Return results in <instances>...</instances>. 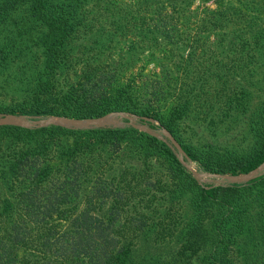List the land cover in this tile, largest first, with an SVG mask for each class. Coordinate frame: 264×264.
I'll return each mask as SVG.
<instances>
[{"label":"trees","instance_id":"obj_1","mask_svg":"<svg viewBox=\"0 0 264 264\" xmlns=\"http://www.w3.org/2000/svg\"><path fill=\"white\" fill-rule=\"evenodd\" d=\"M241 2V18L230 13L216 26L230 23L218 40L232 62L215 61L212 79L196 73L184 83L185 94L162 111L142 99L150 89L162 92V71L120 87L115 77L122 63L103 56L122 38L132 49L149 46L155 58L171 44L194 50L189 0H0V73L15 66L20 78V95L0 114L90 119L128 112L156 120L202 171L247 174L264 164V0ZM198 52L191 62L217 58ZM219 113L242 121L237 145L228 139L223 146L193 145L177 136L191 120L196 132H208L200 137L214 136ZM150 158L167 166L153 168L154 179L146 175ZM166 171L173 183L163 190ZM261 261L264 174L248 185L205 188L186 174L173 149L131 128L0 126V264Z\"/></svg>","mask_w":264,"mask_h":264},{"label":"rangeland","instance_id":"obj_2","mask_svg":"<svg viewBox=\"0 0 264 264\" xmlns=\"http://www.w3.org/2000/svg\"><path fill=\"white\" fill-rule=\"evenodd\" d=\"M126 1H130V0H126ZM189 1L191 2L190 21L193 25L191 30L193 33H196V38H197V42L195 44L196 47L194 48V50L193 48L186 47L187 45L184 46V48L182 47L177 48V46L171 44L169 45V49L166 50L167 55L163 56V54H157L158 56L155 58L154 56H151V51L153 49H150L149 46L144 47L143 49H132L131 46H129L130 39L122 38L120 41H117L111 46L109 50L110 57L103 56V59L105 60L110 58L111 60H114L115 63L118 64L122 63L118 75L117 77H115L117 78V82L118 85H120V87H126L127 85H133V84L136 85L141 83L142 81L147 79L146 76L148 74L153 73V69L154 70L157 69L158 71L157 75L160 73V71H162L161 78L159 79V80H161L162 78L164 79V84H163L164 87L162 89V92H158V90L150 89L148 90L147 94H143L142 96L145 105L151 107V109L164 111L165 109L169 108L175 97L179 96L178 94L180 93L185 94V92L183 91L187 89L184 87V83L192 81V78L196 75V73L197 75L199 74L200 77L205 75L206 78L212 79V77L217 74V72L215 71V67H216L215 61H220V62L225 61V63L232 62L230 61V58L226 57L227 50H225V44L223 45L219 44L220 41L218 40V36L223 39V33H226L228 31L230 23L224 22L218 28L216 26L224 20L225 15H228L230 13L237 14V17L241 18L240 13L244 11L242 9L244 7V4L241 2V0H189ZM240 4H242L241 8H240ZM239 11L240 13H238ZM209 22L213 23V25L208 26ZM236 22H239V19H237ZM206 25L207 27H204ZM218 30L220 31V33L214 34L215 31ZM79 43L80 41L76 42L75 46H73L75 50L79 49L80 47ZM221 43L224 42L222 41ZM202 44H204V47L200 49ZM214 44H219V45H217L216 48ZM85 46L90 47L93 46V44L85 43ZM198 50H201L200 53H206L209 55H213L215 53L217 55V58H215V60L209 58L205 62H204L205 59L202 58L200 60L201 63L197 64L196 62L192 61L194 64L192 65L190 59L191 60L193 59L192 56L195 54V52L199 53ZM155 65H158V67H156ZM187 71L189 72L187 73ZM197 71L203 74H200ZM18 81H20L19 72L15 66H12L9 70L5 71L2 74L0 73V106H6L12 104L16 100V97L20 95L16 87V83ZM186 96L189 99L193 98L188 95ZM191 108H193V106H191ZM223 110L224 108L218 111L222 112ZM121 114L131 116L132 123L141 127V129L131 127L129 121L121 117L122 116ZM0 115H13V114H0ZM107 115H113L112 121L114 122H111L107 126L103 127L104 129L128 130L131 128L140 133H145L151 137H154L157 140L168 145L169 148L173 149L175 152V156L178 162L180 163L179 158L177 156V151L172 147L170 142L167 139H165L163 135L160 133L161 129L163 130L166 129L160 126V124L156 120L151 119L154 121V123L151 124L156 126V129H153L148 126L147 122L143 121L142 119H140L139 116L132 113L110 112L103 116H107ZM17 116H23L27 121H42L45 119L56 118V117L65 118L58 116H34V115H17ZM66 119H74V118H66ZM90 119H94V118H90ZM78 120H85V119H78ZM194 123L196 122L192 120L191 122L185 124L181 123L179 125V130L177 133V136H181L183 139H187L188 143L193 145H199L202 144L204 141H206L207 143H210L212 145L223 146L227 139L231 145H237L239 143V140H241L242 135L245 133V128H242V121H239V119L233 117L225 118L222 113H219L218 118L216 119L215 122V124H217V127H219L218 129H220V132L214 133V136L210 134L209 136L205 137L201 134L200 137L199 135L200 132H204L205 134L208 132L202 129L196 132V129H198V127L197 125L194 127ZM188 125L191 128H194L195 130L189 131L188 129L190 127H188ZM2 126H11V125H2ZM49 127H55V126H49ZM49 127H43L38 129L34 128V129L39 130ZM103 128H99V129H103ZM146 128L151 129L154 135L149 134L146 131ZM64 129L76 130V131L99 130V129L77 130L71 128H64ZM221 130L223 131L230 130L231 132L225 133ZM171 137L174 139L172 135ZM175 142L178 144L176 140ZM124 148H125V144L121 147L119 151H117V154L124 152ZM183 161L187 163L185 159H183ZM145 163H146L145 167H147L146 169L150 170L149 172L146 173V175H149L150 179H154V177L158 175L157 173L154 172L153 168L164 170L167 167L165 166L166 164L163 165V162L159 161L157 158L154 159L150 158V160ZM180 164L184 168L186 174L193 177V179L201 187H205V188L211 186L229 187L233 185H248L249 183L247 182L240 184H231L225 182L219 177H217L221 175L206 173L202 171V169L198 166V164L195 161L189 159V162L187 164L190 165L193 171H195L197 174L200 175L199 178H196L191 170L187 169V167L184 166L182 163ZM165 173L167 177L164 179L162 177L163 181L159 183V185L163 187L162 188L163 190H166V187H172L171 185L173 183L172 172H169L168 174L166 171ZM206 175H213L214 177H210ZM166 183H169V186L166 185ZM162 194H164V192H162ZM258 264H264V261H261Z\"/></svg>","mask_w":264,"mask_h":264},{"label":"water","instance_id":"obj_3","mask_svg":"<svg viewBox=\"0 0 264 264\" xmlns=\"http://www.w3.org/2000/svg\"><path fill=\"white\" fill-rule=\"evenodd\" d=\"M123 118L127 119L129 121V124L133 128H139L141 127L135 125L132 123V117L129 115H123L121 114ZM113 115H107L100 118H94V119H85V120H78V119H66V118H50L45 119L42 121H27L23 116H17V115H0V126L2 125H11V126H17L25 129H34V128H43V127H49V126H55V127H64V128H71V129H77V130H88V129H99L107 126L109 123L114 122L112 121ZM143 121L154 123L153 120L148 118H143ZM146 131L151 134H153V131L151 129H147ZM160 133L163 135L165 139H167L172 147L177 151V156L179 158L180 163H182L184 166L187 167V169L191 170L193 172V175L196 178H199L200 175L197 174L195 171L192 170L190 165L187 163L189 162V159L186 157L180 146L175 142V140L171 137V135L166 131L161 129ZM185 159L187 163L183 161ZM264 174V165L259 166L255 170L243 174V175H221L217 176L220 179H222L225 182L231 183V184H240V183H247L250 182L259 176ZM210 177H214L213 175H206Z\"/></svg>","mask_w":264,"mask_h":264}]
</instances>
